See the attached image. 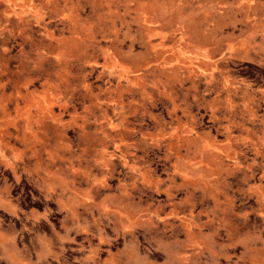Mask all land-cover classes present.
Listing matches in <instances>:
<instances>
[{
	"label": "rangeland",
	"instance_id": "1",
	"mask_svg": "<svg viewBox=\"0 0 264 264\" xmlns=\"http://www.w3.org/2000/svg\"><path fill=\"white\" fill-rule=\"evenodd\" d=\"M0 264H264V0H0Z\"/></svg>",
	"mask_w": 264,
	"mask_h": 264
}]
</instances>
